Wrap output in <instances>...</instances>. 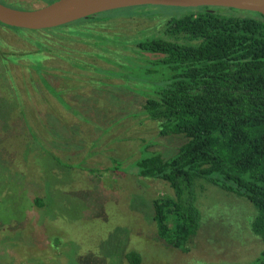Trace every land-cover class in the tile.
I'll return each mask as SVG.
<instances>
[{"label": "rangeland", "instance_id": "374dc122", "mask_svg": "<svg viewBox=\"0 0 264 264\" xmlns=\"http://www.w3.org/2000/svg\"><path fill=\"white\" fill-rule=\"evenodd\" d=\"M49 1L0 3L29 11ZM149 8L162 17L121 9L105 15L107 32L76 25L67 31L79 38L72 43L41 40L67 52L39 64L24 56L34 50L25 37L34 36L0 26L1 51L14 58L0 60V264H120L123 246L142 254V264H254L264 251L251 231L254 207L209 185L197 189L202 220L190 253L156 236L151 202L172 192L132 172L143 141L174 146L144 120L146 86L124 64L133 42L188 9Z\"/></svg>", "mask_w": 264, "mask_h": 264}, {"label": "trees", "instance_id": "16d2710c", "mask_svg": "<svg viewBox=\"0 0 264 264\" xmlns=\"http://www.w3.org/2000/svg\"><path fill=\"white\" fill-rule=\"evenodd\" d=\"M136 10L162 17L152 13L154 8ZM247 13L201 7L165 17L159 29L132 43V56L125 59L146 86L141 92L144 120L156 122L158 138L171 139L174 146L157 150V142L143 141L146 154L139 158V151L132 173L169 186L171 195L151 202L152 222L157 238L183 254L191 252L201 228L197 189L201 194L206 185L245 198L255 209L251 231L264 243V16ZM107 14L42 31L0 26L34 36L25 37L34 50L24 56L39 64L43 55L67 52L41 40L72 43L79 38L67 31L76 25L95 35L107 32L102 27ZM1 50L0 60L14 61ZM41 200L35 202L43 205ZM123 247L120 264H142V254ZM254 264H264V251Z\"/></svg>", "mask_w": 264, "mask_h": 264}, {"label": "water", "instance_id": "95a60500", "mask_svg": "<svg viewBox=\"0 0 264 264\" xmlns=\"http://www.w3.org/2000/svg\"><path fill=\"white\" fill-rule=\"evenodd\" d=\"M137 7H221L264 16V0H52L29 11L13 9L0 3V24L9 28L42 31L91 16Z\"/></svg>", "mask_w": 264, "mask_h": 264}]
</instances>
